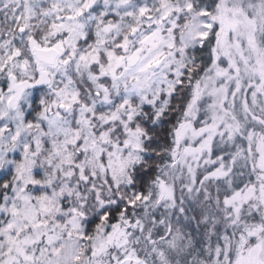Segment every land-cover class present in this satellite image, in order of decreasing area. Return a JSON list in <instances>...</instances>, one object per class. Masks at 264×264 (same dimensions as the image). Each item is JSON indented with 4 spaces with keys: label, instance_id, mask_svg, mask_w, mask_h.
Listing matches in <instances>:
<instances>
[{
    "label": "snow or ice",
    "instance_id": "6c2138e0",
    "mask_svg": "<svg viewBox=\"0 0 264 264\" xmlns=\"http://www.w3.org/2000/svg\"><path fill=\"white\" fill-rule=\"evenodd\" d=\"M0 264H264V0H0Z\"/></svg>",
    "mask_w": 264,
    "mask_h": 264
}]
</instances>
